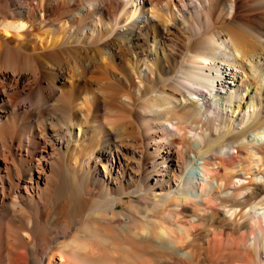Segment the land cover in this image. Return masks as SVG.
Listing matches in <instances>:
<instances>
[{
  "label": "bare ground",
  "instance_id": "obj_1",
  "mask_svg": "<svg viewBox=\"0 0 264 264\" xmlns=\"http://www.w3.org/2000/svg\"><path fill=\"white\" fill-rule=\"evenodd\" d=\"M243 10L264 24V0H0V264H197V229L174 222L264 223L245 178L264 149L240 142L264 131V35ZM68 169L111 202L70 226L50 218ZM132 170L142 197L117 212ZM239 241L217 263L248 264Z\"/></svg>",
  "mask_w": 264,
  "mask_h": 264
},
{
  "label": "rangeland",
  "instance_id": "obj_2",
  "mask_svg": "<svg viewBox=\"0 0 264 264\" xmlns=\"http://www.w3.org/2000/svg\"><path fill=\"white\" fill-rule=\"evenodd\" d=\"M258 13L259 12L243 10L242 12H240V15L244 16V19L249 21L255 30L263 33V35H264V31H263L264 30V24L260 20L261 16ZM259 21H261V22H259ZM176 45H178V43ZM248 89L246 91L244 101L241 102L242 105H244L245 102L247 101V98H246L247 94L251 90L253 92V90L255 89V86L252 85ZM260 95H261V105H259V104L257 105L256 112H262V115H264V111H263L264 109H263V105H262V104H264V99H263L264 98V92H261ZM186 141H187V139H186ZM240 142L248 143V148L250 149V153L252 152L251 154L254 153V154L258 155L257 148L264 149V131L259 132V133H257L256 131L248 133L247 138L241 139ZM251 144H252V147L250 146ZM256 146H259V147H256ZM256 158H257L256 156L255 157L251 156V159L256 160ZM262 163L263 162L259 163L258 165L248 164L249 165L248 171L249 170L250 171H249L248 176H246L245 178L248 180L249 185L251 183H253V184H251L252 186H254V185L264 186V163L263 164ZM132 172H135V171L132 170L131 172L130 171L127 172L128 175L130 174V176H127V173H126L127 177H125L123 182H122V189H124L127 192L128 191H134L135 193L134 194H126L124 196L123 205L119 206V208L116 210L117 212H124V211H126V209L128 210V209L134 207L135 202L139 201L142 197L141 181L138 180L139 176L136 175L137 173H132ZM257 173H259L260 179L259 180H253L254 179L253 174H257ZM251 176H252V178H251ZM78 177H79V175H78V172L76 170L68 169L62 178L61 187H60L59 193L56 197V203L57 204L61 203L63 205L62 206V208L64 209L63 214L60 217L57 215V213L59 212V210H57L58 208L57 209L54 208L50 214L51 220L54 218L53 220L55 222H57V224L58 223H62V224L66 223V225H69V226L73 225V223H75L76 220L82 219L87 215L93 216V215L98 214V211L100 209H102L103 207H106L107 205H110V203H111L110 201H109L110 203L109 202L108 203L107 202H98L97 195L99 193V186L97 183L93 182L92 180H89L87 183L88 196L82 195V192L79 190V188L77 186L78 185ZM251 179L253 181H251ZM134 180H135V182H134ZM213 182L214 181H212V184H213V186H215ZM205 183L206 182L204 181L203 178L198 177V180H195V184L193 187L194 192H198V194H203ZM127 185L130 187L128 188ZM207 186H209V184ZM132 187H134V188H132ZM128 189H130V190H128ZM262 197L264 198V196H261L260 199H262ZM260 199H258V200H260ZM152 203L153 202L150 201V204L155 207L156 203H154V204H152ZM248 210H249V206H248ZM255 212H256L255 210H251V213L253 215ZM257 213H258V211H257ZM259 213H260V211H259ZM228 215L229 214H226L227 218L230 217ZM163 216H164V214L159 212V218H162ZM256 216L250 217V218L248 217L247 219H245V220H247L248 227L243 228V229L228 226L227 223L223 222L220 217L217 218V216L216 217L214 216V218H212L205 226L203 225L204 228L202 227V225H200V224L197 225L196 222H192V220H188V219L183 218L181 221H176L174 223H176L177 225H183L185 227L195 226V228L197 229L198 232L196 231L193 234V235H195L193 237V238H195L193 242L191 241V238H192L191 236H189L185 239H183L184 237H181L182 239L181 238L180 239L182 240V242L180 243V245L179 244L177 245V248L182 250L184 253L187 254L188 253V249L186 248L187 243L192 242L194 246H197V247H199V249H201V252H200L201 259L199 260V262L197 264H223V263H217V261L215 260L216 257L219 256L220 254L224 253V252L227 253L226 249L228 247V243L230 242V240L236 238L239 241L241 234L244 233V234H246V236H248V264H255V263L257 264L256 252L254 251L255 248H254L253 244L252 245H250V244L252 242L251 239H252L253 234H255V231L260 229V230H263V233H264V223L262 221H261V224H260V222H256L258 215L256 214ZM231 219H233V217ZM191 224H193V225H191ZM260 226H262V228H259ZM203 230H205V231H203ZM38 237L40 239H43L44 230L39 232ZM259 239H260L259 245L261 247L259 245H258V247H260V249H263L264 248V235H263V237H260ZM239 243H241V242L239 241ZM140 257H141V255H140ZM142 258H144V257H142ZM251 260H252V263H250ZM253 261H254V263H253ZM44 264H63V262L57 254L54 258L45 259ZM108 264H111V263H108ZM224 264H228V263H224ZM233 264H238V263H233Z\"/></svg>",
  "mask_w": 264,
  "mask_h": 264
}]
</instances>
